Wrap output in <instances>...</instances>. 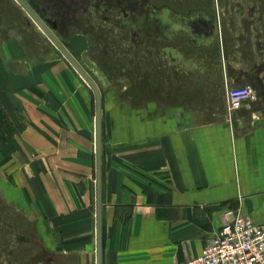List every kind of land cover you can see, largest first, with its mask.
<instances>
[{"label": "crops", "instance_id": "1", "mask_svg": "<svg viewBox=\"0 0 264 264\" xmlns=\"http://www.w3.org/2000/svg\"><path fill=\"white\" fill-rule=\"evenodd\" d=\"M153 6L154 37L171 41L154 47L136 97L104 90L72 52L102 94L103 264L198 255L230 205L264 223V109L252 95L229 116L225 101L226 87L257 85L258 66L226 55L264 53V0ZM8 25L0 27V108L11 135L3 142L0 132V192L56 223L63 247L96 263L94 92L64 61L53 62L56 50L44 59L47 40Z\"/></svg>", "mask_w": 264, "mask_h": 264}, {"label": "rangeland", "instance_id": "2", "mask_svg": "<svg viewBox=\"0 0 264 264\" xmlns=\"http://www.w3.org/2000/svg\"><path fill=\"white\" fill-rule=\"evenodd\" d=\"M28 1L104 90L113 89L136 97L139 74L143 68L154 65V47L171 41L154 37V31L160 26L154 23L153 0ZM8 24L24 37L31 35L41 42L47 40L49 50L44 52V59L52 60L54 49L59 61L53 62L64 61L77 72L17 0H0V27H8ZM262 28L264 30V24ZM178 41L185 42L173 40ZM249 42L246 40L247 44ZM257 42L260 49L264 47V38ZM144 47L147 54L140 51ZM226 57L231 63H252L253 69L258 66L253 100L264 109V53L253 56L229 54ZM5 131L8 141L11 133L8 128ZM41 220L40 216L17 206L0 192V264H96L94 256L83 262L79 252L68 251L63 247L64 233L57 224L48 220L43 224Z\"/></svg>", "mask_w": 264, "mask_h": 264}, {"label": "built area", "instance_id": "3", "mask_svg": "<svg viewBox=\"0 0 264 264\" xmlns=\"http://www.w3.org/2000/svg\"><path fill=\"white\" fill-rule=\"evenodd\" d=\"M255 88L252 84L226 87L229 116L245 106ZM225 221L198 255L175 264H264V223H257L239 206L224 211Z\"/></svg>", "mask_w": 264, "mask_h": 264}, {"label": "water", "instance_id": "4", "mask_svg": "<svg viewBox=\"0 0 264 264\" xmlns=\"http://www.w3.org/2000/svg\"><path fill=\"white\" fill-rule=\"evenodd\" d=\"M92 88L96 98V264H103V101L98 84L28 0H17Z\"/></svg>", "mask_w": 264, "mask_h": 264}, {"label": "trees", "instance_id": "5", "mask_svg": "<svg viewBox=\"0 0 264 264\" xmlns=\"http://www.w3.org/2000/svg\"><path fill=\"white\" fill-rule=\"evenodd\" d=\"M10 127V121L5 113V111L0 108V132H1V138L3 140V142H7V138H6V129Z\"/></svg>", "mask_w": 264, "mask_h": 264}]
</instances>
